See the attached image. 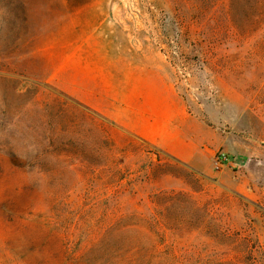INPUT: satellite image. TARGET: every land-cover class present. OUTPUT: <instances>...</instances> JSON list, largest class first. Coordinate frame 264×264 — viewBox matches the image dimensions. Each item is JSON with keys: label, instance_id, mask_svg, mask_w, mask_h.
I'll return each mask as SVG.
<instances>
[{"label": "rangeland", "instance_id": "374dc122", "mask_svg": "<svg viewBox=\"0 0 264 264\" xmlns=\"http://www.w3.org/2000/svg\"><path fill=\"white\" fill-rule=\"evenodd\" d=\"M0 264H264V0H0Z\"/></svg>", "mask_w": 264, "mask_h": 264}]
</instances>
